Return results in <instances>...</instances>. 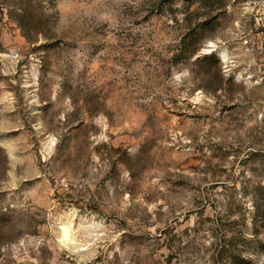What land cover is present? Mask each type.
Masks as SVG:
<instances>
[{
    "label": "rangeland",
    "instance_id": "374dc122",
    "mask_svg": "<svg viewBox=\"0 0 264 264\" xmlns=\"http://www.w3.org/2000/svg\"><path fill=\"white\" fill-rule=\"evenodd\" d=\"M260 216L264 0H0V264H264Z\"/></svg>",
    "mask_w": 264,
    "mask_h": 264
},
{
    "label": "trees",
    "instance_id": "16d2710c",
    "mask_svg": "<svg viewBox=\"0 0 264 264\" xmlns=\"http://www.w3.org/2000/svg\"><path fill=\"white\" fill-rule=\"evenodd\" d=\"M260 225L261 223L264 225V216H260ZM224 248H221L218 250V257L221 256L222 252L224 251ZM236 252V254H235ZM232 264H251L250 258H248L247 256H243L242 254H239L238 251H236L235 249L232 250Z\"/></svg>",
    "mask_w": 264,
    "mask_h": 264
},
{
    "label": "clouds",
    "instance_id": "9594fccd",
    "mask_svg": "<svg viewBox=\"0 0 264 264\" xmlns=\"http://www.w3.org/2000/svg\"><path fill=\"white\" fill-rule=\"evenodd\" d=\"M62 7H64L65 11H73L76 8L74 4L63 5Z\"/></svg>",
    "mask_w": 264,
    "mask_h": 264
}]
</instances>
